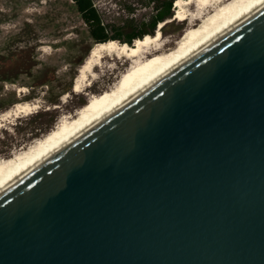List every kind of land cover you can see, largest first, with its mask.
<instances>
[{
  "label": "water",
  "instance_id": "1",
  "mask_svg": "<svg viewBox=\"0 0 264 264\" xmlns=\"http://www.w3.org/2000/svg\"><path fill=\"white\" fill-rule=\"evenodd\" d=\"M0 264H264V7L1 192Z\"/></svg>",
  "mask_w": 264,
  "mask_h": 264
},
{
  "label": "rangeland",
  "instance_id": "2",
  "mask_svg": "<svg viewBox=\"0 0 264 264\" xmlns=\"http://www.w3.org/2000/svg\"><path fill=\"white\" fill-rule=\"evenodd\" d=\"M92 2L109 25V33L115 27L126 32L128 25L136 28L139 22H148L157 5L154 0ZM173 3V14L160 27L162 39L170 41L167 48L184 37L188 28L187 21L173 18ZM95 43L73 0H0V112L16 102L38 104L33 113H20L0 123V158L44 137L63 116H73L88 103L92 94L115 84L128 66L123 64L124 57H105L106 66L102 71L96 68L91 85L81 92L72 90L78 67Z\"/></svg>",
  "mask_w": 264,
  "mask_h": 264
},
{
  "label": "bare ground",
  "instance_id": "3",
  "mask_svg": "<svg viewBox=\"0 0 264 264\" xmlns=\"http://www.w3.org/2000/svg\"><path fill=\"white\" fill-rule=\"evenodd\" d=\"M262 7L264 0H174L173 18L187 21L188 28L186 35L178 38L172 48H167L169 40L162 39L160 27L163 21H159L153 35L136 38L130 46L113 39L92 44L78 67L72 85L74 92H81L91 85L97 77L96 68L102 71L106 66L105 57H124L123 64L128 65L127 69L109 89L92 94L88 103L73 116H63L44 137L9 157L0 158V193ZM37 107L36 101L16 102L0 112V123L20 113H31Z\"/></svg>",
  "mask_w": 264,
  "mask_h": 264
},
{
  "label": "trees",
  "instance_id": "4",
  "mask_svg": "<svg viewBox=\"0 0 264 264\" xmlns=\"http://www.w3.org/2000/svg\"><path fill=\"white\" fill-rule=\"evenodd\" d=\"M154 1H157V5H155L156 11L148 22L144 23L141 21L136 28L128 25V31L126 32H124V27H115L112 33H109V25L102 21L92 0H73V3L81 18L88 26L89 34L95 42L116 39L120 42L132 44L134 39L143 37L145 34L153 35L152 33L156 28V24L173 14L171 7L174 0Z\"/></svg>",
  "mask_w": 264,
  "mask_h": 264
}]
</instances>
